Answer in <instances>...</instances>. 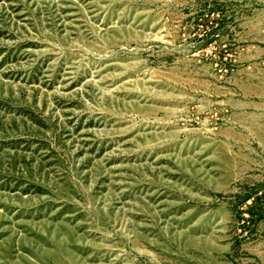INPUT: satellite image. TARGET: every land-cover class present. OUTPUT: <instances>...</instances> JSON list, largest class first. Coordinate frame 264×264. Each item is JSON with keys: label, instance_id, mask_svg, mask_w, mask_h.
Segmentation results:
<instances>
[{"label": "rangeland", "instance_id": "1", "mask_svg": "<svg viewBox=\"0 0 264 264\" xmlns=\"http://www.w3.org/2000/svg\"><path fill=\"white\" fill-rule=\"evenodd\" d=\"M0 264H264V0H0Z\"/></svg>", "mask_w": 264, "mask_h": 264}]
</instances>
